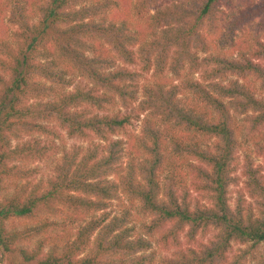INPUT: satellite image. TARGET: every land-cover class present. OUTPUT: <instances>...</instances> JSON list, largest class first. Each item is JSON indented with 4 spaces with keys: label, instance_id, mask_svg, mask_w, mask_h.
<instances>
[{
    "label": "trees",
    "instance_id": "1",
    "mask_svg": "<svg viewBox=\"0 0 264 264\" xmlns=\"http://www.w3.org/2000/svg\"><path fill=\"white\" fill-rule=\"evenodd\" d=\"M4 20L7 264H240L254 252L264 264V43L251 32L264 30V0H0ZM137 59L152 72L142 85ZM55 129L90 143L56 159ZM245 131L261 162L244 155L232 202ZM51 158L36 181L30 165ZM119 194L139 226L113 209ZM234 245L245 249L231 260Z\"/></svg>",
    "mask_w": 264,
    "mask_h": 264
},
{
    "label": "rangeland",
    "instance_id": "2",
    "mask_svg": "<svg viewBox=\"0 0 264 264\" xmlns=\"http://www.w3.org/2000/svg\"><path fill=\"white\" fill-rule=\"evenodd\" d=\"M154 13V9H151L149 11V13H147V16L152 15ZM3 24L0 28V31L2 30L0 37H6V34H8L12 28L7 27V23L4 20ZM253 31V35L256 36V38H258V40L262 43H264V30L261 32L258 30V28L253 27V29L251 30V32ZM247 33V30H245L243 32V35H245ZM226 48H223V50H225ZM250 54V53H248ZM257 54V53H256ZM204 54H199V57H203ZM253 57V56H251ZM262 62L264 63V58H262ZM129 69L136 71L140 74V80L139 83L140 85L146 83L147 81H150L152 79V72H143L142 71V64L139 61V59L136 60V62L134 64H132L131 66H128ZM235 77L234 76H228L226 81H228L229 79H232ZM164 79H172L170 74H166ZM193 79L194 80H201V73H195L193 75ZM77 81H80L79 79H76ZM173 80V79H172ZM76 81V82H77ZM178 81H175V83H177ZM143 118V115L140 116V119L138 121H135L133 123V125L130 127L129 129V133L132 134H139L140 130H141V120ZM239 120L242 122V126L244 129L248 128V124L244 123L243 117H240ZM56 131V135L57 138L54 139V144L58 150V155L56 156V159L59 158V156L61 155V153L63 151H68L72 148H86L90 141H84L82 139H78V138H70L67 136V134L62 131V130H57ZM50 137V136H49ZM251 134H247L246 135V131L243 133H241V137H240V142H242L241 148H238V159L234 165L235 170L233 172V176H235L238 180V184L231 186L230 191H231V198H232V202H234L237 198V192L242 191L243 190V182H244V177L242 176V164H243V157L245 154L249 155L253 161L255 163H260L261 159L260 158H254L253 155V146L251 144ZM131 159L130 155H127L124 159H123V163H124V167L125 164L127 163V161ZM54 161L55 158H51L49 160H45V161H38L33 163L32 165H30V167L35 168L36 169V173L33 175L36 181H40V180H44L45 178L49 177L52 174V169L54 166ZM242 189V190H241ZM246 200L248 202H250V200L245 197ZM231 202V203H232ZM113 209L115 210V212H120L121 209H126L129 210V213L131 215L132 218H135V221H137V225L139 226L140 223H142V221H144L145 219L142 217V215H140L137 212V207L135 205H131L127 198L123 195V194H119V198L118 200L113 202ZM208 236L203 237V239H199V240H203L206 241ZM183 240V239H182ZM184 243V242H183ZM245 249L244 246H238V245H234L231 253H230V258L231 260L235 259L236 256L243 250ZM262 250V249H261ZM258 254L256 252H254L253 255H248L246 256L244 259L240 260V264H256L254 262V257H257ZM169 257V253L167 252H161L157 255V258H167ZM0 264H7V257L4 255V253L1 251L0 249Z\"/></svg>",
    "mask_w": 264,
    "mask_h": 264
}]
</instances>
